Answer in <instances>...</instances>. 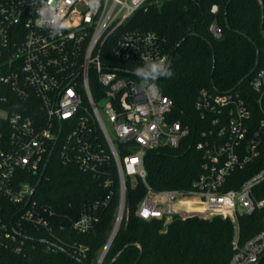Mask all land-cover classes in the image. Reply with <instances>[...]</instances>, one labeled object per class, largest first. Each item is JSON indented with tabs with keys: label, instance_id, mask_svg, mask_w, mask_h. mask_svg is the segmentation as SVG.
I'll return each mask as SVG.
<instances>
[{
	"label": "built area",
	"instance_id": "built-area-1",
	"mask_svg": "<svg viewBox=\"0 0 264 264\" xmlns=\"http://www.w3.org/2000/svg\"><path fill=\"white\" fill-rule=\"evenodd\" d=\"M32 2L0 0V246L26 254L36 247L28 246L37 240L35 232L59 240L66 230L67 217L61 220L35 196L38 181H33L57 159L92 174L110 193L115 190L111 166L119 176L115 224L95 264H103L124 221L127 181L138 178L147 190L137 216L231 219L234 253L228 264L256 263L264 255V230L241 243L239 218L264 208V165L238 187L227 185L235 182L238 169L264 154V55L250 74L253 95L237 87L200 91L195 109L204 129L195 148L202 154L201 172L189 190H156L146 182L147 151L180 147L191 127L173 117L174 101L157 81L159 91L153 94L133 74L148 59L170 60L165 38L131 25L149 0H101L95 11L86 0H64L69 26L55 36L35 24ZM210 29L221 33L215 23ZM187 196L200 202L182 203ZM99 205H84L71 228L92 231L100 220ZM89 249L80 243L73 251L83 258Z\"/></svg>",
	"mask_w": 264,
	"mask_h": 264
},
{
	"label": "trees",
	"instance_id": "trees-1",
	"mask_svg": "<svg viewBox=\"0 0 264 264\" xmlns=\"http://www.w3.org/2000/svg\"><path fill=\"white\" fill-rule=\"evenodd\" d=\"M217 10L213 11V6ZM264 0H149L131 20L133 28L157 32L166 40L172 56L171 78L157 80L160 89L174 101L173 117L191 127L190 136L178 148L161 146L145 155L146 182L156 190H189L201 172L202 154L195 148L204 123L195 109L203 88L226 91L237 87L253 95L249 78L264 55ZM215 23L221 33L215 35ZM254 116H260L254 110ZM264 165V154L234 173L238 187L249 175ZM115 190L110 193L99 179L77 166L50 161L35 196L51 205L61 220L67 217L60 239H50L43 230L35 232L36 247L26 254H13L0 246V264H95L113 230L120 202L119 176L111 166ZM33 181L39 179L33 176ZM147 190L142 179L127 181L126 215L103 259L110 264H228L233 250L235 227L221 216L203 218L173 217L172 220L137 216L139 202ZM108 195L110 196L108 198ZM107 199V202L105 200ZM99 202L100 220L88 233L71 228V220L80 215L84 205ZM240 242L264 230V208L243 214ZM80 243L90 247L86 257L73 248ZM260 264H264V258Z\"/></svg>",
	"mask_w": 264,
	"mask_h": 264
},
{
	"label": "clouds",
	"instance_id": "clouds-1",
	"mask_svg": "<svg viewBox=\"0 0 264 264\" xmlns=\"http://www.w3.org/2000/svg\"><path fill=\"white\" fill-rule=\"evenodd\" d=\"M64 0H33L31 3L35 7V24L41 28H48L50 34L59 35L68 28V22L64 18L61 4ZM88 7L95 11L100 7L101 0H86ZM133 74L139 79L140 87L146 88L153 94L159 89L156 81L164 78H171L174 73L169 59L164 56L157 59H148L143 64L133 70Z\"/></svg>",
	"mask_w": 264,
	"mask_h": 264
},
{
	"label": "water",
	"instance_id": "water-1",
	"mask_svg": "<svg viewBox=\"0 0 264 264\" xmlns=\"http://www.w3.org/2000/svg\"><path fill=\"white\" fill-rule=\"evenodd\" d=\"M262 13L264 14V6L262 5ZM263 33H264V31H263ZM172 59H173V57L171 56L170 57V63L172 62ZM257 64L259 63V52H258V57H257V62H256ZM46 167H47V163L45 164V166H44V170L46 169ZM44 174V172L42 173V175ZM41 180H42V177L38 180V182H37V184H36V187L35 188H37L39 185H40V183H41ZM114 238V237H113ZM128 245H130V244H127L125 247H127ZM125 247L112 259V261L110 262V264H112L113 263V261H115L117 258H118V256L122 253V251L125 249ZM263 258H264V255L256 262V263H254V264H260L261 263V261L263 260Z\"/></svg>",
	"mask_w": 264,
	"mask_h": 264
},
{
	"label": "rangeland",
	"instance_id": "rangeland-1",
	"mask_svg": "<svg viewBox=\"0 0 264 264\" xmlns=\"http://www.w3.org/2000/svg\"><path fill=\"white\" fill-rule=\"evenodd\" d=\"M181 201H182V203H184V204H186V203H191V202H189V201H194V202H197V203H199L200 202V199L199 198H192V197H182L181 198Z\"/></svg>",
	"mask_w": 264,
	"mask_h": 264
}]
</instances>
